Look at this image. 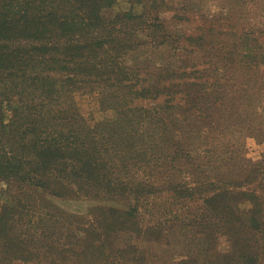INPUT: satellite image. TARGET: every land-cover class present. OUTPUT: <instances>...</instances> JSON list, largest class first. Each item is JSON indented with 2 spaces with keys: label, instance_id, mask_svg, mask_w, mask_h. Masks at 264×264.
I'll return each instance as SVG.
<instances>
[{
  "label": "trees",
  "instance_id": "obj_1",
  "mask_svg": "<svg viewBox=\"0 0 264 264\" xmlns=\"http://www.w3.org/2000/svg\"><path fill=\"white\" fill-rule=\"evenodd\" d=\"M116 1L0 0V187L10 197L0 209V264H44L46 255V264H58L56 258L63 264L74 259L107 263L119 259L117 250L105 254L111 249L109 234L129 232L158 242L178 224L201 229L206 250L221 237L229 243L210 264H264V167L248 160L243 146L223 156L226 145L215 142L202 144L200 158L193 161L189 151L179 149L181 138L169 137L167 114L178 109L167 104L170 97L149 107L132 104L149 97L150 88L132 82L126 55L148 42L139 33L148 37L154 28L163 31L164 23L154 11L157 5L152 12L143 0H130L141 6L139 11L131 7L104 19L102 10ZM165 35L159 45L166 43ZM182 36L204 43L201 36ZM232 46L229 54L240 59L258 57L249 32H241ZM88 87L98 93L102 109L114 111L113 118L87 124L74 92ZM6 111L11 112L7 130L2 125ZM232 118L233 105L226 122ZM226 122L216 124L218 133L230 128ZM156 145L164 153L158 176L146 170ZM183 157L191 177L181 183L169 174ZM233 160L243 163L232 166ZM166 182L176 184L164 189ZM166 189L177 195L197 189L203 194L202 211L178 224L143 223L140 209L153 203L152 193ZM70 197L117 201L126 208L98 206L90 209L87 223L80 224L77 214L67 222L54 199ZM79 232L87 236L76 237ZM125 246L136 251V244ZM129 260L146 264L138 253ZM177 264L197 263L189 258Z\"/></svg>",
  "mask_w": 264,
  "mask_h": 264
},
{
  "label": "rangeland",
  "instance_id": "obj_2",
  "mask_svg": "<svg viewBox=\"0 0 264 264\" xmlns=\"http://www.w3.org/2000/svg\"><path fill=\"white\" fill-rule=\"evenodd\" d=\"M143 2L152 12L153 4L157 5L154 11L161 17L162 20H159L163 21L164 26L160 32L156 28L151 30L148 37L145 33H139L138 36L148 42L143 43L138 51L126 55L127 63L133 69L132 82L136 86L150 88L149 97L136 98L132 104L149 107L154 103H163L170 97L167 104H175L178 109L172 114L166 113L172 130L169 137L177 134L181 138L179 149L189 151L193 161L200 158L199 152L204 147L202 144L215 142L216 145H226V148H221L223 156L229 155L227 149H240L243 146L241 149L246 158L254 163L259 162V166L264 167V0ZM131 7L135 11L141 10V6L130 0H117L112 6L104 8L101 14L104 19L109 20ZM136 26L143 28L140 23ZM209 28H212L211 34L206 33ZM163 32L167 41L159 45ZM241 32H249L250 42L256 45V59H240V56L229 54L231 46L238 45ZM178 34L201 36L204 43L202 45L197 40H185L184 36L178 37ZM125 82L131 84V81ZM190 82H195L196 87L189 89ZM128 89L125 88L123 92L129 94ZM94 90L88 87L76 89L74 92L76 106L88 125H95L115 115L110 109H102L98 93ZM168 90L174 93L168 94ZM236 93L234 100L232 97ZM232 105L233 118L226 122L228 108ZM10 115L11 112L6 111L2 119L5 130L8 129ZM218 122H226L230 128L224 129L220 134L216 129ZM169 147L171 151V148H176ZM161 149L163 146L156 145L152 164L146 169L156 176L162 174L159 173V170L162 171L159 166L160 157L164 155ZM170 157L167 156L166 160L171 167ZM176 162L178 163L169 176L183 183L191 177L185 173L188 166L184 157ZM242 163L233 160L231 165L238 166ZM193 179L196 180V176ZM173 184L176 183L166 182L164 189ZM192 192L177 195L175 191L166 189L152 193L149 197L153 203L140 209L141 221L146 223L161 220L169 224L178 220V224L187 217L193 220V215L202 211L203 194L198 193L197 189ZM7 201H10V197L0 187V209ZM54 201L62 216H68L67 222H71V214H77L80 224L87 223L92 217L89 212L91 208H126L117 201L95 202L71 197L57 198ZM200 230L196 226L178 224L166 230L164 237L158 242L135 239L134 233L129 232L111 233L107 236L111 249H106L105 254H110V250H117L119 259L113 261L108 258L109 262L102 261L99 264H131L130 256L136 253L145 256L146 264H177L189 258L196 260L197 264H210L216 254L228 251L229 243L221 237L206 250ZM85 236L87 235L81 232L76 234V237ZM127 242L136 244V251L125 248ZM77 248L80 249L81 245L78 244ZM42 260L46 264L48 256ZM56 260L58 264H63L61 259ZM15 263L23 264L20 261ZM70 264H81V261L74 259Z\"/></svg>",
  "mask_w": 264,
  "mask_h": 264
}]
</instances>
